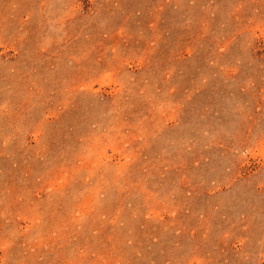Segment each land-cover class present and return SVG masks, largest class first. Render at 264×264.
Instances as JSON below:
<instances>
[{"label":"rangeland","instance_id":"obj_1","mask_svg":"<svg viewBox=\"0 0 264 264\" xmlns=\"http://www.w3.org/2000/svg\"><path fill=\"white\" fill-rule=\"evenodd\" d=\"M0 264H264V0H0Z\"/></svg>","mask_w":264,"mask_h":264}]
</instances>
